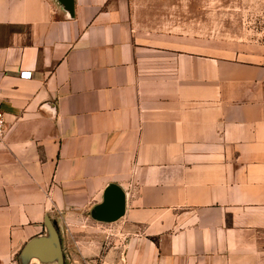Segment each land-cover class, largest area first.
Returning a JSON list of instances; mask_svg holds the SVG:
<instances>
[{
    "label": "crops",
    "instance_id": "crops-1",
    "mask_svg": "<svg viewBox=\"0 0 264 264\" xmlns=\"http://www.w3.org/2000/svg\"><path fill=\"white\" fill-rule=\"evenodd\" d=\"M169 8L0 0V264H58L46 218L62 264H264V49Z\"/></svg>",
    "mask_w": 264,
    "mask_h": 264
},
{
    "label": "rangeland",
    "instance_id": "rangeland-1",
    "mask_svg": "<svg viewBox=\"0 0 264 264\" xmlns=\"http://www.w3.org/2000/svg\"><path fill=\"white\" fill-rule=\"evenodd\" d=\"M152 1L170 7L163 13L169 20L181 22L186 31L195 28L202 36H215L218 45L264 49V0Z\"/></svg>",
    "mask_w": 264,
    "mask_h": 264
},
{
    "label": "water",
    "instance_id": "water-1",
    "mask_svg": "<svg viewBox=\"0 0 264 264\" xmlns=\"http://www.w3.org/2000/svg\"><path fill=\"white\" fill-rule=\"evenodd\" d=\"M110 209L113 210L112 215L107 214ZM122 211L123 193L116 186L111 185L105 191L103 202L95 206L91 211V215L97 220L112 221L118 218ZM45 226L48 234L31 241L26 247L27 252L36 255L42 262L55 260L58 264H62V251L54 223L46 218Z\"/></svg>",
    "mask_w": 264,
    "mask_h": 264
},
{
    "label": "built area",
    "instance_id": "built-area-1",
    "mask_svg": "<svg viewBox=\"0 0 264 264\" xmlns=\"http://www.w3.org/2000/svg\"><path fill=\"white\" fill-rule=\"evenodd\" d=\"M6 119H5V113L0 107V141L4 138L5 132H6Z\"/></svg>",
    "mask_w": 264,
    "mask_h": 264
}]
</instances>
